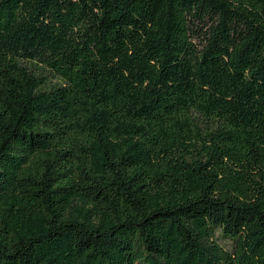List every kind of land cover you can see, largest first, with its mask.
I'll list each match as a JSON object with an SVG mask.
<instances>
[{
  "label": "trees",
  "instance_id": "obj_1",
  "mask_svg": "<svg viewBox=\"0 0 264 264\" xmlns=\"http://www.w3.org/2000/svg\"><path fill=\"white\" fill-rule=\"evenodd\" d=\"M0 264H264V0H0Z\"/></svg>",
  "mask_w": 264,
  "mask_h": 264
},
{
  "label": "rangeland",
  "instance_id": "obj_2",
  "mask_svg": "<svg viewBox=\"0 0 264 264\" xmlns=\"http://www.w3.org/2000/svg\"><path fill=\"white\" fill-rule=\"evenodd\" d=\"M218 238L220 239V241L225 244L226 246H230V240L223 238L222 236H218Z\"/></svg>",
  "mask_w": 264,
  "mask_h": 264
}]
</instances>
